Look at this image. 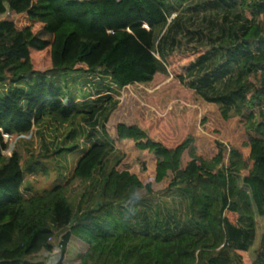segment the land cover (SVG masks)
I'll list each match as a JSON object with an SVG mask.
<instances>
[{
	"label": "trees",
	"instance_id": "16d2710c",
	"mask_svg": "<svg viewBox=\"0 0 264 264\" xmlns=\"http://www.w3.org/2000/svg\"><path fill=\"white\" fill-rule=\"evenodd\" d=\"M177 7L0 0V264H44L33 259L57 234L56 264H264V0L229 2L248 23L240 47L253 52L240 57L226 104L180 82L201 52L155 58ZM169 75L175 90L160 87ZM78 119L91 125L84 140L68 131L55 150L37 130ZM33 132L59 178L39 194L24 188L26 153L10 148L32 147ZM154 186L180 207L139 198Z\"/></svg>",
	"mask_w": 264,
	"mask_h": 264
},
{
	"label": "rangeland",
	"instance_id": "374dc122",
	"mask_svg": "<svg viewBox=\"0 0 264 264\" xmlns=\"http://www.w3.org/2000/svg\"><path fill=\"white\" fill-rule=\"evenodd\" d=\"M238 0H176L177 10L169 18L168 23L161 28L153 42L154 56L162 63L160 54H185L192 52H201V56L192 64L190 71L187 74L180 76V82L184 87H192L202 97L209 101L223 104L229 103L228 86L232 79V74L238 69V61L240 57L251 55V49L240 47V35L248 23L243 21L238 15H235L230 8L229 2L237 3ZM43 39H48L47 34H41ZM167 71V68H166ZM169 74V71H167ZM70 75V74H67ZM165 79L160 87L170 86L171 90H175L172 83ZM57 82H61L63 77L56 75ZM82 86L81 82L79 84ZM78 86L77 89L80 87ZM183 87V88H184ZM95 89V88H93ZM158 89V86L155 90ZM74 91V90H73ZM76 91V89H75ZM75 93V92H73ZM79 100L83 97L78 96ZM75 95V94H74ZM123 96L121 91L117 100ZM180 104H184L182 101ZM251 111H246L250 113ZM72 127L67 125H55L51 122L37 127L41 134V138L51 150L58 149L61 143L60 140L66 133L73 130L79 135L76 137L77 142L84 140V134L88 131L91 125L83 119L73 121ZM40 138L33 132V135L27 138L32 142V147L25 142H18L17 139L10 140V148H19L26 153L24 158V166L27 164L33 167V173L27 175L24 182V188L32 194H39L43 190L50 189L59 181L56 167L51 160H46L45 156L39 157L37 153H41ZM63 140V139H62ZM35 151V152H34ZM60 163L65 165L60 157H56ZM56 159V160H57ZM64 164V165H63ZM70 195L71 202L76 204L83 188V184L72 186ZM149 198L147 202L158 206L159 209L180 207V199L175 194H162L160 186H154L153 195L147 197L140 192L139 198ZM154 209V208H152ZM180 211V210H179ZM259 234L264 235V220L259 223ZM60 234L51 240V245L54 250L51 253L41 252L34 257L35 262L44 264H56L58 259V240ZM252 253H250L251 255ZM238 264V263H237Z\"/></svg>",
	"mask_w": 264,
	"mask_h": 264
}]
</instances>
